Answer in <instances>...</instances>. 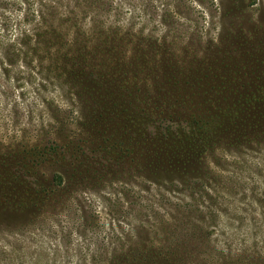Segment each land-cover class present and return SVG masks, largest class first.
I'll use <instances>...</instances> for the list:
<instances>
[{
	"label": "rangeland",
	"instance_id": "rangeland-1",
	"mask_svg": "<svg viewBox=\"0 0 264 264\" xmlns=\"http://www.w3.org/2000/svg\"><path fill=\"white\" fill-rule=\"evenodd\" d=\"M263 81L264 0H0V264H264V132L219 133L189 186L96 97L205 118Z\"/></svg>",
	"mask_w": 264,
	"mask_h": 264
},
{
	"label": "trees",
	"instance_id": "trees-1",
	"mask_svg": "<svg viewBox=\"0 0 264 264\" xmlns=\"http://www.w3.org/2000/svg\"><path fill=\"white\" fill-rule=\"evenodd\" d=\"M173 80L174 84L179 82L175 77ZM173 92L174 90L161 88L160 90L157 89L156 95L150 97L148 93H143V100L147 99L151 101V104L148 105L145 102V106L136 108L130 106V103L123 105L127 95L122 92L111 91L108 95L103 93V96L107 95L104 98H102V92H98L96 95L99 102L111 100L109 104L114 106L110 111L112 117L121 118L125 116L126 119H135L137 127L128 126L123 136L127 137L128 140L131 139V144L142 143L150 146L152 151H156L157 156H152L147 160L157 161L159 159L160 163L167 166L169 172L174 176L172 177L175 179L173 181H182L181 184L188 182L189 186L194 184L188 176L207 169L204 153L209 147L213 148L217 142H214V139L219 133L226 134L230 130L235 132L244 123H252L253 128H258L253 129L256 133L264 132V129L260 127L264 126V107H257L248 111L243 108V104H228L224 109L208 108L204 112L205 118L200 116L185 117L182 104L186 96ZM250 94H247V101L253 99V96H249ZM260 94L264 95L263 92ZM118 99L123 101L116 103L119 101ZM217 107L220 106L217 105ZM116 112L117 114L114 115ZM143 119H145L144 123L141 122ZM121 136L122 134L118 130L113 134L114 139ZM217 139L219 140L220 136ZM120 142L114 140L113 145L119 146ZM201 160H203L204 166ZM200 168L202 169L200 170ZM115 255L113 254V256Z\"/></svg>",
	"mask_w": 264,
	"mask_h": 264
}]
</instances>
